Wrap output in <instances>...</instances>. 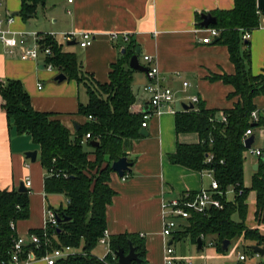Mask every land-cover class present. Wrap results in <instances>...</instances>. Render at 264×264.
Listing matches in <instances>:
<instances>
[{"label": "crops", "instance_id": "crops-1", "mask_svg": "<svg viewBox=\"0 0 264 264\" xmlns=\"http://www.w3.org/2000/svg\"><path fill=\"white\" fill-rule=\"evenodd\" d=\"M0 3L1 30H9L16 36L22 33H54L53 40L63 46L64 51L77 56L80 73L95 84L109 83L111 65L122 58V51L128 45L134 43L141 49L140 64L148 68L144 56L153 57L161 71L163 85L174 92L173 102L165 106L162 114L154 115L148 121L145 128L148 136L128 143L127 158L134 162L130 179L123 181L115 172L111 175L110 187L116 195L107 207L109 236L136 234L143 238L146 264H165L168 244L173 246L177 258L191 260L192 264H260L264 261H239L238 253H244L242 247L252 245L243 238L231 241L228 251L221 253L213 246L212 236L202 239L203 246L198 251L197 243L189 237L173 242L174 238L167 239L162 234V203L185 193H198L209 187L213 179L206 171L198 172L170 161L179 144L200 142L197 133L177 132L176 114L184 111L183 106L188 103L189 96H197L200 104H204L207 110L219 111V116L240 101L233 95L234 86L221 80H211L217 75H235L236 68L227 47L217 43L218 36L209 33L212 27L206 29L197 23V17L202 14L214 16L217 11L235 8V0H47L37 7L33 17L26 20L20 14L21 0H0ZM9 14L15 18L13 24L6 21ZM65 33H91L95 37L94 44L87 48L78 43L72 45V41L64 39ZM114 33L129 34L132 42L115 43L110 38ZM208 35L213 39L211 44L203 42ZM251 37L248 67L253 76H260L264 72V15L260 18V27L252 31ZM27 41L29 46H33L30 36ZM46 64L47 58L43 54L35 60H24L20 47L10 53L0 42V82L21 81L35 111L55 114L62 125L75 135L88 121L79 114L80 105L88 104V90L84 83L76 80L56 81L63 73L58 69L47 71ZM133 71L132 92L136 103L131 111L143 115L151 110L150 95L144 91L150 79L145 72ZM184 82L190 84L187 91L182 85ZM254 103L264 116V95L256 98ZM253 133L256 141L260 139L259 147H263V128L256 127ZM31 143V137L20 136L10 128L0 105V190L18 191L21 184L26 186L27 178L32 182L31 187L26 186L30 195V215L15 224L16 233L21 237L44 228L46 209L68 206L64 195L45 193L47 175L40 162V150L35 163L25 159V152L37 150ZM245 158L244 174L247 164L253 173L256 172L260 160L247 157V154ZM247 204V227L264 236V224L259 225L255 219V191L249 194ZM181 224L179 231L184 228V222ZM182 241L185 245L178 251L177 243Z\"/></svg>", "mask_w": 264, "mask_h": 264}, {"label": "trees", "instance_id": "trees-1", "mask_svg": "<svg viewBox=\"0 0 264 264\" xmlns=\"http://www.w3.org/2000/svg\"><path fill=\"white\" fill-rule=\"evenodd\" d=\"M21 1L20 14L26 20L33 17L37 7L44 5L47 0ZM257 1L235 0V8L214 13L217 24L212 28L220 31L217 43L227 47L236 74L217 75L211 80H221L234 86L233 95L238 96L240 101L233 109L222 111L227 117L226 122L221 120L219 111L207 110L204 104H199L197 111L193 109L177 113V132L197 133L200 142L179 144L176 153L170 157L173 164L198 172H211L220 189L225 192L222 210H211L207 215L193 213L184 228L175 234L173 242L189 237L197 243L199 238L212 236L213 246L223 253L227 252L223 250L226 240L231 242L243 238L252 244L242 247L249 258L256 253L253 246L264 248V236L246 225L247 199L251 191L256 192L255 219L259 225L264 224L263 160H260L258 170L254 172L250 188L244 186L246 148L243 138L249 129L264 124V116L261 114L259 122H251L252 112L257 110L254 101L264 95V72L260 76L251 73L248 67L251 59L250 42L243 41L242 37L246 30L254 31L260 27ZM200 20L201 15L197 17L198 26ZM44 43L52 50L47 63H53L68 79L85 84L89 100L88 104L80 105L79 114L88 119L87 123L73 135L55 114L35 111L21 81L0 82V105L7 115L10 128L20 136L31 137L37 150H40V162L47 175L45 193L64 195L70 202L66 208L56 209L58 217L68 221L59 222L55 230L48 231L53 241L52 248L72 246L89 254L87 257L71 256L57 264H105L91 253L97 249L101 236L107 230V207L116 195L110 187L111 175L114 173L112 166L115 161L127 158L129 142L142 137L143 116L131 111L136 101L132 92L134 71L129 67L138 46L134 43L128 45L122 58L111 65L109 83L99 85L80 73L79 59L75 54L64 51V47L51 38ZM87 134H91V139L82 145ZM91 142H99L98 147L91 146ZM208 156L213 157L211 162H208ZM51 171L63 172L67 178L50 176ZM230 190H233L235 196L232 202L226 196ZM29 196L28 192L0 190V263H8L11 259L10 253L17 233L10 224L29 217ZM235 215H238L239 221L233 219ZM33 233L43 236L42 229ZM110 238L115 253L122 248L129 254L131 244L139 253V264H146L143 238L136 234H121ZM28 248L36 249L34 245ZM37 253L41 257L44 250Z\"/></svg>", "mask_w": 264, "mask_h": 264}, {"label": "built area", "instance_id": "built-area-1", "mask_svg": "<svg viewBox=\"0 0 264 264\" xmlns=\"http://www.w3.org/2000/svg\"><path fill=\"white\" fill-rule=\"evenodd\" d=\"M72 2V0H70ZM1 6V3H0ZM264 11H260L258 7V15L263 16ZM9 24H13L15 22V18L12 15H8L6 20ZM3 23L0 20V25ZM209 33L216 37L219 36L220 31L218 29H209ZM252 31L246 30L242 34L243 41H250L251 40ZM29 36L32 38L33 46H29L27 44V39ZM55 34H41V33H34L33 35H27L26 33H22L19 36L14 35L9 30H1L0 29V42L3 45H6L9 49L10 53H13V50L16 48L22 49V59L24 60H35L39 57L40 54H43L45 58H48L52 55L51 47L47 46L44 43L47 39L51 38L54 39ZM94 35L91 33H65L64 39L68 41L77 42L81 47L87 48L94 44ZM111 40L115 43L121 42L131 43V36L129 34L119 35V34H112L110 36ZM213 39L208 35L203 39V42L206 44H211ZM144 60L148 63L147 68V75L150 79V83L145 86L144 91L150 95V106L151 110L149 112L143 113V123L142 129L146 128L148 125V121L154 115H160L163 113V110L167 104L173 102L174 92L168 86L163 85V79L161 77V71L158 68V65L155 64L153 57L146 55L144 56ZM47 71H53L57 69L53 63H47L45 65ZM184 86L185 91H187L190 84L184 82L182 84ZM41 88V86H39ZM188 104L194 105V110L200 104V99L197 96H189L188 97ZM197 111V110H196ZM90 120L93 118L89 117ZM221 120L223 122L227 121V117L225 114L221 115ZM260 120V112L253 111L251 115V122L257 123ZM263 128L264 132V124L260 126ZM254 129H249L243 138V143L245 146V141L250 138L253 133ZM91 139V134H87L84 136L82 140V145H86L89 140ZM264 140V138H263ZM256 139L254 140V144L250 147V149H246V154H249L259 160L264 161V146L263 147H256L255 143ZM246 148V147H245ZM212 156H208V162H211L213 159ZM207 172V171H206ZM209 175L213 177L212 182L209 187L206 189H202L198 193H185L181 197L176 198L175 200H170L162 203L163 206V230L162 234L167 239L174 238L175 234L181 229L182 222L184 224L187 222L188 219L191 218L193 213L207 215L211 210H222L224 208L222 197L225 196V192L220 189L218 181L214 178V175L211 172H207ZM50 176H56L57 178H67V175L63 172L51 171ZM129 173H125L122 180L127 181L129 180ZM26 186L31 187L32 182L28 178L26 179ZM233 192V190H232ZM229 191L227 192V194ZM226 194V196H227ZM68 205L70 204L69 200ZM58 213L57 210L48 208L46 209V217L43 230V236H39L38 234L31 233L27 237L16 236L14 244L11 249L10 253V261L8 263L1 262L0 264H57L60 260H65L71 258V256H84L87 255L81 250H78L74 247L70 246H62L52 248L53 241L48 235L49 230H55L58 227ZM183 224V226H184ZM10 226L14 231H16V226L14 223H11ZM111 236H109L107 230L104 232L103 236H101L98 245L103 248L102 256H97L94 252H92V256L97 258L100 262L105 264H113L114 262L119 263L118 254L112 250L111 247ZM29 245H34L36 248L35 250L28 248ZM44 250V253L38 256L37 252H41ZM238 259L240 262H245L247 260L257 259L262 261L264 258L259 253H255L252 258H249L245 253L239 252ZM165 264H192L191 260L184 259L181 257H176V252L172 245H166V260ZM261 264V263H260Z\"/></svg>", "mask_w": 264, "mask_h": 264}, {"label": "water", "instance_id": "water-1", "mask_svg": "<svg viewBox=\"0 0 264 264\" xmlns=\"http://www.w3.org/2000/svg\"><path fill=\"white\" fill-rule=\"evenodd\" d=\"M257 6L259 7L260 11L261 10L264 11V0H258ZM216 24H217L216 16H213L210 13H206V14L201 15L200 25L203 28L208 29L210 27L216 26ZM70 43H72V45L77 44V42H74V41H72ZM124 53H125V51L123 50L122 54H124ZM140 54H141V49L137 48L135 54L133 55L132 59L130 60L129 67L135 71H140V72L142 71V72L148 73L147 68L144 67L142 64H140V59H139ZM66 78H67V76H65L64 74H61L56 78V81L64 82L66 80ZM194 108L195 107L192 104H188V105L183 106L184 111L193 110ZM76 128H78V127H76ZM148 134L149 133H148V131H146L145 128L141 129V135L142 136H148ZM254 140H255V135L252 134L250 136V138L245 141L246 149H250V147L254 144ZM98 145H99V142H91V146H93V147H98ZM38 153H39V150L38 151L37 150L27 151L24 153V156H25L26 160H30L32 163H35L37 161V158H38ZM132 166H133V163L128 161V158L124 157V158H121V159L114 162V164L112 166V170H113V172L117 173L119 177L123 178V176L126 172L129 173L131 171ZM18 191H19V193L28 192V189L25 186V183L21 184ZM58 221L59 222H66L68 220L65 218H58ZM230 243L231 242L229 240H226L223 243V250L228 251V247L230 246ZM202 246H203V240H202V238H199L198 242H197L198 251H200L202 249ZM253 249L255 250V252L261 254V256L264 257V248H261L258 246H253ZM128 253L129 254L125 253L124 249H122V248H119L117 250V254L119 257V264H133V262H135L137 264L141 263L139 253L136 252L135 247L131 244H130V250Z\"/></svg>", "mask_w": 264, "mask_h": 264}, {"label": "rangeland", "instance_id": "rangeland-1", "mask_svg": "<svg viewBox=\"0 0 264 264\" xmlns=\"http://www.w3.org/2000/svg\"><path fill=\"white\" fill-rule=\"evenodd\" d=\"M27 139V138H26ZM256 144H255V146L256 147H259L260 145H261V143H260V139L258 138V140L255 142ZM33 146H35L33 143H31ZM86 149H88L87 147H85ZM251 155H249V154H247V157H250ZM253 175H254V173H253V171H252V169H251V167H250V165L249 164H247L246 165V170H245V180H244V182H245V187L246 188H250V186H251V182H252V178H253ZM234 194L232 193V192H229L228 194H227V200L228 201H230V202H232L233 200H234ZM237 218H238V216H234L233 217V219H235V220H237ZM185 245V241H182V243H177V246H176V248H177V250L179 251L180 250V248H183V246ZM94 253L97 255V256H102V253H103V248L102 247H100V246H98L97 247V249L94 251ZM41 264H44V263H41Z\"/></svg>", "mask_w": 264, "mask_h": 264}]
</instances>
